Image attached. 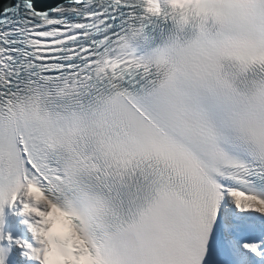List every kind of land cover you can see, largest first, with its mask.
Returning a JSON list of instances; mask_svg holds the SVG:
<instances>
[{
    "label": "snow or ice",
    "instance_id": "snow-or-ice-1",
    "mask_svg": "<svg viewBox=\"0 0 264 264\" xmlns=\"http://www.w3.org/2000/svg\"><path fill=\"white\" fill-rule=\"evenodd\" d=\"M0 264H264V0H0Z\"/></svg>",
    "mask_w": 264,
    "mask_h": 264
},
{
    "label": "clouds",
    "instance_id": "clouds-1",
    "mask_svg": "<svg viewBox=\"0 0 264 264\" xmlns=\"http://www.w3.org/2000/svg\"><path fill=\"white\" fill-rule=\"evenodd\" d=\"M181 7H186V5L183 3H177L174 5H170V6H168L167 11L170 15L173 11H175ZM176 56H179V50L176 47H172L171 57H165L163 60H161L159 62V64H158L159 70L164 71L165 74H167L168 69L172 65V59L171 58L176 57Z\"/></svg>",
    "mask_w": 264,
    "mask_h": 264
},
{
    "label": "bare ground",
    "instance_id": "bare-ground-1",
    "mask_svg": "<svg viewBox=\"0 0 264 264\" xmlns=\"http://www.w3.org/2000/svg\"><path fill=\"white\" fill-rule=\"evenodd\" d=\"M11 215V214H10ZM12 216V215H11ZM13 220H21L22 217H15V216H12Z\"/></svg>",
    "mask_w": 264,
    "mask_h": 264
}]
</instances>
